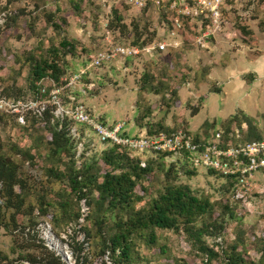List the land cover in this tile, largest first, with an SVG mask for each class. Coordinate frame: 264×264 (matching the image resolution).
Wrapping results in <instances>:
<instances>
[{
  "label": "rangeland",
  "instance_id": "obj_1",
  "mask_svg": "<svg viewBox=\"0 0 264 264\" xmlns=\"http://www.w3.org/2000/svg\"><path fill=\"white\" fill-rule=\"evenodd\" d=\"M226 2L230 9L226 7L224 12L231 25L224 27V32L243 26V19H238L241 14L245 20L260 16L264 19V0ZM109 4L113 42L141 44L160 41L165 36L171 15L165 6L148 3L136 8L112 0ZM106 12L98 0H0V95L13 103L35 102L39 90L32 86L34 63L56 62L61 69L59 82L85 67L105 47L101 21ZM182 38L179 49L188 44L194 51L192 36L182 34ZM63 41L73 48L63 46ZM169 51L153 57L114 59L90 68L78 83L85 92L76 94L77 99L109 122H133L139 130L185 128L198 137L206 136L204 131L189 129V118L202 97L195 96L200 72L192 76L184 67L192 70L194 53L187 56L189 65L178 50ZM51 82L50 77H45L39 84L48 91ZM166 86L176 89V97L170 96ZM221 87L226 94L229 92L224 82ZM215 97L220 101L224 95ZM49 112L50 106L41 116L30 109L0 110V156L13 163L19 177V184L14 186L19 197L12 195L9 202L1 196L0 182V201L8 205L0 220L4 224L0 225V264L58 263L54 257L63 264H120L114 262L109 247V238L120 227L129 231V264H207L203 245L218 253L212 264H228L223 255L228 257L235 243L245 264H264V169L250 176L253 194L245 203L237 201L225 180L217 175L199 168L191 170L186 162L170 165L162 158L152 160L145 154L139 158L149 160L150 172L138 181V198L109 205L94 188H84L85 196L79 197L70 182L74 170L83 175L87 171L101 181L104 168L100 157L106 146L88 139V131L77 126L80 136L66 132V149L58 151L52 143V133L54 127L61 129L67 123ZM203 114L192 117L191 122L201 121ZM19 116H23L21 120ZM253 116V123L261 122ZM236 122H240V127L243 121ZM230 127L217 118L206 133L210 136ZM178 184L187 185L194 195L208 199L212 210L198 216L193 227L182 222L165 229L131 225L167 186ZM16 211L14 223L11 215ZM199 230L204 233L197 236ZM56 245L68 254L67 260Z\"/></svg>",
  "mask_w": 264,
  "mask_h": 264
},
{
  "label": "built area",
  "instance_id": "obj_2",
  "mask_svg": "<svg viewBox=\"0 0 264 264\" xmlns=\"http://www.w3.org/2000/svg\"><path fill=\"white\" fill-rule=\"evenodd\" d=\"M98 1L107 11L106 17L101 21L105 47L92 56L85 67L62 77L58 83L51 80V88L48 91L45 87H41L35 102L29 100L25 103L21 101L13 103L0 95V110L11 109L20 112L30 109L41 116L50 106V112L58 120L72 122L68 126V133L73 137L80 136L77 128L80 126L88 131L86 133L88 139L93 138L105 146H120L128 152L130 157L139 158L147 154L152 158L161 157L170 163L186 162L192 168L211 170L217 175L231 179L235 186L232 195L235 199L246 203L248 197L253 194V187L249 182L250 176L264 169V137L248 139L241 126L217 130L210 136L197 139L185 128H177L170 132L149 133L144 130L128 134L123 121L106 123L82 100L77 99L75 93L76 88L79 87L78 83L90 68L99 67L114 59L123 60L141 55L153 57L165 51L178 50L183 43L182 34L186 36L192 32V43L205 47L215 34L231 25V21L224 12L226 1L112 0L114 3L123 2L136 8H143L148 3H153L157 6H165L170 11L169 27L165 36L160 41H152L144 45L113 42L109 26L111 0ZM22 117L19 116V120ZM145 163L140 159V166L144 167ZM86 209L84 205L83 210ZM65 255L66 257L62 254V257L67 260L68 254L65 253Z\"/></svg>",
  "mask_w": 264,
  "mask_h": 264
},
{
  "label": "trees",
  "instance_id": "obj_3",
  "mask_svg": "<svg viewBox=\"0 0 264 264\" xmlns=\"http://www.w3.org/2000/svg\"><path fill=\"white\" fill-rule=\"evenodd\" d=\"M112 22L113 20L110 19L109 26H111ZM131 44L144 45L147 43L142 42L141 44ZM63 46L69 47V49L73 48V45L69 44L67 41H63ZM59 71H61L59 65H57V63L53 60L44 61L42 64L34 63L31 68V75L33 76L32 86L38 92V90L41 88L39 82L42 81V79H44L45 77H50L51 80H53L55 83H58ZM166 88L170 96L176 97V89H174V87L166 86ZM236 120V115H232L227 119V121H225V124L229 127L230 124ZM56 122H58L57 119ZM62 122H66V126L64 125V127L61 129H57L56 126L54 127V131L52 133V143L58 151L65 150L68 144L66 132H68V124H70V121L63 120ZM172 130L174 129L163 127L159 129H147L149 133L160 131L170 132ZM195 138L197 139L198 136L195 135ZM158 158H152V160ZM147 161L145 163V166L142 167L139 164L140 158L130 157L128 152L120 146L108 145L106 146L100 157V164L104 168V173L102 174L101 181H99L95 175L88 174L87 171H85V175H83V173L74 170L73 174L70 175L72 190L78 193L79 197H84L86 194V191L83 190L84 188L85 190H91V188H94L98 191L99 197L102 200H107L109 205L116 202L120 204L129 202L135 198H138L135 195V188L138 184V181L145 174L150 172L149 160ZM180 163L182 162H171L170 165H178ZM191 170H193V168ZM208 172L217 175L211 170H208ZM188 174L192 173L189 172ZM79 176H81V178H79ZM217 176L225 180V184L229 187L230 191L233 194V190L235 188L234 182L231 179L224 178L220 175ZM0 182L3 192L1 196L6 197V200L8 202L10 201L12 195H15L17 198L19 197V194L15 193L14 191V186L19 184L18 174L14 169L13 163L9 160L3 159L1 156ZM21 204L22 203H20L19 206ZM7 207L8 205L6 203L2 204L0 201V220L2 218L1 214L3 212V209ZM211 210L212 204L210 203V201L208 199H201L194 195L187 185H169L162 193L158 195L157 199L153 201L151 207L143 215H140L139 217L134 219L131 225L135 228L157 227L165 229L177 227L178 223L182 222L189 227H193L192 223L198 216L203 215ZM16 213L17 211L13 212L11 215V219L14 223L16 220ZM1 224L2 223L0 221V225ZM1 226H4V224ZM220 228L223 227L221 226ZM207 230L208 229H206V231ZM203 233V230H199L196 234L197 236H200ZM128 235L129 231L127 230V227H120L109 238V247L113 253L114 262L118 261L120 264H129V241H127ZM152 238L153 234L150 235L149 239L152 240ZM103 246H105V242L103 243ZM231 248L232 252L228 255V257L223 255V257L228 261V264H245L243 255L237 250L238 244H233ZM116 250L117 254H115ZM202 250L206 254L208 261L207 264H212L211 261L213 257L218 253L214 251L213 248L206 245H203ZM54 260H56L58 263H55L54 261H48V263L63 264V262L59 260L58 257H54ZM33 261H35V259H33Z\"/></svg>",
  "mask_w": 264,
  "mask_h": 264
},
{
  "label": "crops",
  "instance_id": "obj_4",
  "mask_svg": "<svg viewBox=\"0 0 264 264\" xmlns=\"http://www.w3.org/2000/svg\"><path fill=\"white\" fill-rule=\"evenodd\" d=\"M226 7L230 9L228 4ZM260 18L245 20L241 14L238 19H243L242 27L234 26L231 30L217 33L205 47L195 45L194 51L188 44L178 49V53L189 65L187 56H192L193 51L192 70L186 65L184 67L192 76L200 72L198 73L200 84L197 80L199 84L197 92L200 95L196 93L195 96L202 97L189 118L190 130L196 133L204 131V135L207 136L206 131L211 129L217 118L225 122L232 115H236V121L238 119L243 121L241 129L246 138L264 137V19ZM189 35H192V32ZM186 77H189L188 73ZM223 82L229 91L227 94L221 87ZM84 92V89L81 91V87H77L75 93ZM222 93L224 97L218 101L215 96ZM239 97L241 100L238 101ZM90 103L95 107L93 101ZM200 112H205L203 119L199 122H191L190 119ZM254 114L260 118L261 122L259 120H256V124L252 122L255 119ZM97 115L108 124L114 123V121L109 122L101 113ZM236 121L230 126L232 127ZM124 123L126 132L128 130L135 133L144 131V129L139 130L133 122ZM237 123L240 124L236 122V126ZM200 124L203 125L202 129Z\"/></svg>",
  "mask_w": 264,
  "mask_h": 264
},
{
  "label": "bare ground",
  "instance_id": "obj_5",
  "mask_svg": "<svg viewBox=\"0 0 264 264\" xmlns=\"http://www.w3.org/2000/svg\"><path fill=\"white\" fill-rule=\"evenodd\" d=\"M56 247H58V245H56ZM58 249H59L60 253H61V254H64V257H66L64 251H63L60 247H58Z\"/></svg>",
  "mask_w": 264,
  "mask_h": 264
}]
</instances>
